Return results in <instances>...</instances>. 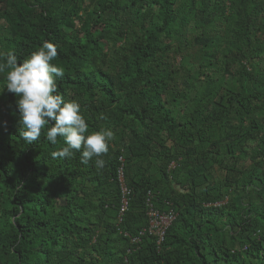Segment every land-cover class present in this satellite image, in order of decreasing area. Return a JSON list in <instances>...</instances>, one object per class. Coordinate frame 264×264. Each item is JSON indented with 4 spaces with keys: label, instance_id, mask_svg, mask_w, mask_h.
<instances>
[{
    "label": "trees",
    "instance_id": "1",
    "mask_svg": "<svg viewBox=\"0 0 264 264\" xmlns=\"http://www.w3.org/2000/svg\"><path fill=\"white\" fill-rule=\"evenodd\" d=\"M46 41L115 139L99 171L53 159L0 73V264H264V0H0V63Z\"/></svg>",
    "mask_w": 264,
    "mask_h": 264
},
{
    "label": "clouds",
    "instance_id": "2",
    "mask_svg": "<svg viewBox=\"0 0 264 264\" xmlns=\"http://www.w3.org/2000/svg\"><path fill=\"white\" fill-rule=\"evenodd\" d=\"M58 55L57 46L46 41L22 63L11 52L6 55L5 63H0V73L7 72V91L18 98L20 136L32 144L40 140L47 128L46 139L50 143L55 145L62 138L66 145L51 153L53 159H71L82 151V164L95 159V167L102 170L105 167L102 157L108 154L109 142L115 139V133L101 130L87 134L89 128L80 104L66 102L59 94L56 77H63L65 70L52 63ZM99 119L107 117L101 114ZM51 122L54 126L48 127Z\"/></svg>",
    "mask_w": 264,
    "mask_h": 264
},
{
    "label": "built area",
    "instance_id": "3",
    "mask_svg": "<svg viewBox=\"0 0 264 264\" xmlns=\"http://www.w3.org/2000/svg\"><path fill=\"white\" fill-rule=\"evenodd\" d=\"M125 194H129V192L124 189ZM128 208V201H124V205L121 208V213H124ZM148 217L150 219L149 232L156 234L159 236V243L165 240V236L168 228L173 224L176 220L177 215L174 211L163 212L161 210L156 209L152 204L149 203L148 206ZM144 233V232H142Z\"/></svg>",
    "mask_w": 264,
    "mask_h": 264
}]
</instances>
